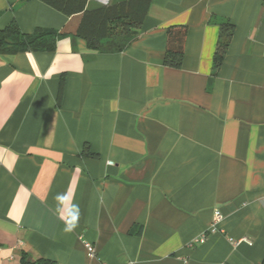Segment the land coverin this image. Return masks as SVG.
I'll list each match as a JSON object with an SVG mask.
<instances>
[{"label": "crops", "instance_id": "crops-1", "mask_svg": "<svg viewBox=\"0 0 264 264\" xmlns=\"http://www.w3.org/2000/svg\"><path fill=\"white\" fill-rule=\"evenodd\" d=\"M78 19L41 0H0V29L13 21L24 32L63 29ZM223 19L236 29L213 75ZM174 26L187 27L181 68L164 64ZM86 145L96 156L83 154ZM58 194L67 197L64 219ZM74 204L79 220L66 232ZM216 210L223 217L211 232ZM24 256L261 264L264 0H150L122 52L68 35L54 51L0 55V264Z\"/></svg>", "mask_w": 264, "mask_h": 264}, {"label": "trees", "instance_id": "trees-1", "mask_svg": "<svg viewBox=\"0 0 264 264\" xmlns=\"http://www.w3.org/2000/svg\"><path fill=\"white\" fill-rule=\"evenodd\" d=\"M58 11L75 17L79 15L74 27L63 29L36 27L33 32H24L13 21L0 29V55L23 52L54 51L57 41L68 35L83 38L88 48L100 53H117L126 50L140 35L144 20L150 7V0H120L88 7L89 0H41ZM219 38L213 57V75H216L226 57L235 33V24L228 19L218 22ZM187 27L174 26L168 30V46L164 64L181 68L185 55ZM65 79L60 86L62 97ZM83 154L96 156L85 146ZM23 264H51L45 258L32 261L24 256ZM264 264V260L261 262Z\"/></svg>", "mask_w": 264, "mask_h": 264}, {"label": "clouds", "instance_id": "clouds-1", "mask_svg": "<svg viewBox=\"0 0 264 264\" xmlns=\"http://www.w3.org/2000/svg\"><path fill=\"white\" fill-rule=\"evenodd\" d=\"M66 194H58L55 199L57 201V213L59 215V218L64 219L63 214V202L66 199ZM74 212L71 214L70 219L65 221V231L71 232L74 228L77 227V222L79 220L80 212H79V205L74 204L73 205Z\"/></svg>", "mask_w": 264, "mask_h": 264}, {"label": "built area", "instance_id": "built-area-1", "mask_svg": "<svg viewBox=\"0 0 264 264\" xmlns=\"http://www.w3.org/2000/svg\"><path fill=\"white\" fill-rule=\"evenodd\" d=\"M222 217H223V215H222L221 211L220 210H216L214 221H213V224H212L211 229H210L211 232H215V231L218 230L216 224L222 219ZM205 240H206V236L203 235L200 239L197 240V242H204ZM85 246H86V248H87V250H88L90 255H94L95 254V248H94V246L91 243H86ZM121 264H134V263L127 262V263H121Z\"/></svg>", "mask_w": 264, "mask_h": 264}]
</instances>
